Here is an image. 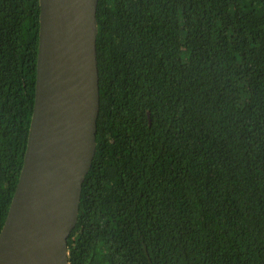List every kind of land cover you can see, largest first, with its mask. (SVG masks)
<instances>
[{
    "label": "trees",
    "instance_id": "16d2710c",
    "mask_svg": "<svg viewBox=\"0 0 264 264\" xmlns=\"http://www.w3.org/2000/svg\"><path fill=\"white\" fill-rule=\"evenodd\" d=\"M96 21V151L69 264H264V0H98ZM38 32V0H0V230Z\"/></svg>",
    "mask_w": 264,
    "mask_h": 264
},
{
    "label": "water",
    "instance_id": "95a60500",
    "mask_svg": "<svg viewBox=\"0 0 264 264\" xmlns=\"http://www.w3.org/2000/svg\"><path fill=\"white\" fill-rule=\"evenodd\" d=\"M38 2L34 105L0 264H69L67 241L96 151L98 0Z\"/></svg>",
    "mask_w": 264,
    "mask_h": 264
}]
</instances>
